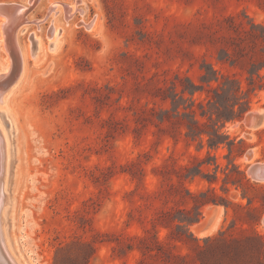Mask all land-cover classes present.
I'll list each match as a JSON object with an SVG mask.
<instances>
[{"label": "rangeland", "instance_id": "374dc122", "mask_svg": "<svg viewBox=\"0 0 264 264\" xmlns=\"http://www.w3.org/2000/svg\"><path fill=\"white\" fill-rule=\"evenodd\" d=\"M30 1L0 0L30 7L0 100L17 263L264 264V0Z\"/></svg>", "mask_w": 264, "mask_h": 264}, {"label": "bare ground", "instance_id": "6f19581e", "mask_svg": "<svg viewBox=\"0 0 264 264\" xmlns=\"http://www.w3.org/2000/svg\"><path fill=\"white\" fill-rule=\"evenodd\" d=\"M37 1L38 0H31L30 2L36 3ZM57 4L52 5L50 7V11L54 10L56 8ZM27 6L28 5H25V4L19 3V2H1L0 3V16H2L1 20H3V21H1L3 43H4L5 48L9 52H11V50H13L17 61L21 64V73L23 71V68H25V66H26V58H25V54L23 53V50H21L20 46L18 45V42L16 40V33L22 25H25L26 23L29 22V20L27 19V12L29 11L30 7H27ZM74 9H75L74 5L73 6H67V8H66L67 14H70L69 16H71L72 13H70V12L71 11L74 12ZM55 11H56V9H55ZM94 19H93V23L96 22ZM92 25L93 24H90V26H92ZM50 32H51V39L53 40V42H51V44H50V47L53 48L54 39H57L58 33H60V30L58 32V29L55 28V26H53V27H51ZM32 41H33L32 53L35 55L36 54L35 50L37 47H39V38L36 36V34L35 35L33 34ZM30 51H31V49H30ZM10 59H11V56H10ZM8 66L9 67L5 71H0V79H3L5 77L9 76V72L12 69V59L10 60V63ZM6 92H7L6 89L0 90V100H2L3 95ZM261 112L262 111H259V110H252L251 112H249L247 114L245 121L248 123L252 122V114L253 113L264 114ZM4 116H5V114H4ZM263 120H264V117L259 123L253 125L254 127H252V128L253 129L256 128L258 125H260L263 122ZM6 122L10 126V121L6 120ZM6 154H7V147H6V143L4 140V133H3L2 129H0V244H1L2 248L4 249V251L6 252V254L14 262V264H18L17 261L14 259L13 255L7 249L5 242H4V238H3L2 209H3V206L5 205V203L8 199V195L5 191V189H6V179H5ZM255 167H253V168H255ZM256 170L258 171V173L260 171H262L261 165H257ZM249 173H254V172L252 170ZM259 178H261V177H259ZM202 230H204V228L200 227L198 231H202Z\"/></svg>", "mask_w": 264, "mask_h": 264}, {"label": "water", "instance_id": "95a60500", "mask_svg": "<svg viewBox=\"0 0 264 264\" xmlns=\"http://www.w3.org/2000/svg\"><path fill=\"white\" fill-rule=\"evenodd\" d=\"M10 56L12 59V69L9 72V76L3 79H0V90H10L13 85L19 79L21 73V64L17 61L13 50H11ZM264 117V114L253 113L252 114V122L250 125H255L259 123ZM253 172L256 174L255 168H253ZM0 264H14V262L10 259V257L6 254L4 249L0 244Z\"/></svg>", "mask_w": 264, "mask_h": 264}, {"label": "trees", "instance_id": "16d2710c", "mask_svg": "<svg viewBox=\"0 0 264 264\" xmlns=\"http://www.w3.org/2000/svg\"><path fill=\"white\" fill-rule=\"evenodd\" d=\"M236 104H238V103H236ZM249 109V107H244L243 109L241 108V106H240V110L236 113V115H234L233 117H229V118H225V120H231V119H235V118H240V117H242L243 115H244V113L247 111ZM234 113H235V111H234ZM225 124V123H224ZM218 131V130H217ZM227 136V135H226ZM229 138V137H228ZM220 142H222V141H218V143H220ZM218 143H216V144H218ZM210 146L211 147H214L215 146V143H210ZM189 212V211H188ZM201 215H202V209L201 208H199V211H198V214H197V216L196 217H189V216H187V217H185V218H181V219H179L180 220V224H183L185 227H186V229H187V232L190 234V235H192V232H191V230H190V226L193 224V223H195V222H198V221H200V219H201ZM185 223V224H184Z\"/></svg>", "mask_w": 264, "mask_h": 264}, {"label": "crops", "instance_id": "0c3cea01", "mask_svg": "<svg viewBox=\"0 0 264 264\" xmlns=\"http://www.w3.org/2000/svg\"><path fill=\"white\" fill-rule=\"evenodd\" d=\"M206 232V231H205Z\"/></svg>", "mask_w": 264, "mask_h": 264}]
</instances>
